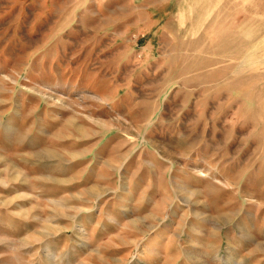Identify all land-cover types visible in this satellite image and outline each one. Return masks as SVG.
I'll return each instance as SVG.
<instances>
[{"label": "rangeland", "instance_id": "1", "mask_svg": "<svg viewBox=\"0 0 264 264\" xmlns=\"http://www.w3.org/2000/svg\"><path fill=\"white\" fill-rule=\"evenodd\" d=\"M228 1L0 0V264H264V2Z\"/></svg>", "mask_w": 264, "mask_h": 264}, {"label": "crops", "instance_id": "2", "mask_svg": "<svg viewBox=\"0 0 264 264\" xmlns=\"http://www.w3.org/2000/svg\"><path fill=\"white\" fill-rule=\"evenodd\" d=\"M216 1H217V0H216ZM220 1H223V3H224V2H227V3L229 2L228 0H220ZM263 2H264V0H263ZM218 4H219V3H213V4H211V5H212V6H218ZM225 5H227V4H225ZM219 6H223V4L220 3Z\"/></svg>", "mask_w": 264, "mask_h": 264}]
</instances>
